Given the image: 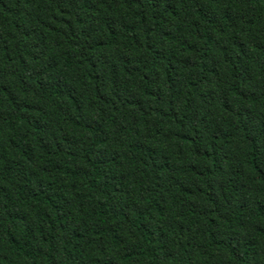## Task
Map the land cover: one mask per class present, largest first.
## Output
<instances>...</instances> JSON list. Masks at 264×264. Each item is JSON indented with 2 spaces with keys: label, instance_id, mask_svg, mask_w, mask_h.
<instances>
[{
  "label": "trees",
  "instance_id": "obj_1",
  "mask_svg": "<svg viewBox=\"0 0 264 264\" xmlns=\"http://www.w3.org/2000/svg\"><path fill=\"white\" fill-rule=\"evenodd\" d=\"M0 264H264V0H0Z\"/></svg>",
  "mask_w": 264,
  "mask_h": 264
}]
</instances>
